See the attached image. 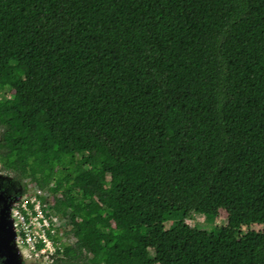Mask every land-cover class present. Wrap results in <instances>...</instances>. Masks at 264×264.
<instances>
[{
  "label": "trees",
  "instance_id": "obj_1",
  "mask_svg": "<svg viewBox=\"0 0 264 264\" xmlns=\"http://www.w3.org/2000/svg\"><path fill=\"white\" fill-rule=\"evenodd\" d=\"M0 164L57 264H264V0H0Z\"/></svg>",
  "mask_w": 264,
  "mask_h": 264
},
{
  "label": "built area",
  "instance_id": "obj_2",
  "mask_svg": "<svg viewBox=\"0 0 264 264\" xmlns=\"http://www.w3.org/2000/svg\"><path fill=\"white\" fill-rule=\"evenodd\" d=\"M48 197L47 193L35 189L12 206V216L17 220V244L34 256H55L58 250L62 251L61 244L66 243L63 238L66 222L48 212V204L41 199Z\"/></svg>",
  "mask_w": 264,
  "mask_h": 264
},
{
  "label": "flooded vegetation",
  "instance_id": "obj_3",
  "mask_svg": "<svg viewBox=\"0 0 264 264\" xmlns=\"http://www.w3.org/2000/svg\"><path fill=\"white\" fill-rule=\"evenodd\" d=\"M2 175V173H0ZM20 184L13 177L2 175L0 178V264H57L55 256H34L17 244V238L11 236L9 219H7L8 207L15 205L21 197L27 195L20 192ZM12 207V206H11ZM16 235L18 233L16 230ZM61 257V255H60Z\"/></svg>",
  "mask_w": 264,
  "mask_h": 264
},
{
  "label": "rangeland",
  "instance_id": "obj_4",
  "mask_svg": "<svg viewBox=\"0 0 264 264\" xmlns=\"http://www.w3.org/2000/svg\"><path fill=\"white\" fill-rule=\"evenodd\" d=\"M0 173H2V175L5 174V176H7V177H13L12 173L3 170L1 164H0ZM25 183H26L25 186H26L27 196H30L35 191V189H37V188L34 185L28 184L27 182H25ZM22 190H23V192L25 191L23 184H21V191L20 190L19 191L22 192ZM191 214L189 215V217L187 219H185V222L191 226H194L196 228L203 229V230H212V229L216 228L217 226L225 225V222H226V215L223 211L219 212L218 216L216 218H214V219H216L214 221L207 220V218L202 216V215H198L195 213L192 215ZM244 223L245 222L237 221L236 226L244 229V227H245ZM170 224H171L170 222L165 223L164 226L167 228L170 226ZM254 227H256V226H254ZM63 230H64L63 238H65L64 241L67 244H72L74 241V238L72 239V236L69 235V225L66 223H63Z\"/></svg>",
  "mask_w": 264,
  "mask_h": 264
},
{
  "label": "water",
  "instance_id": "obj_5",
  "mask_svg": "<svg viewBox=\"0 0 264 264\" xmlns=\"http://www.w3.org/2000/svg\"><path fill=\"white\" fill-rule=\"evenodd\" d=\"M0 178H2V175H0ZM20 191H21V184H20ZM23 191V190H22ZM24 197H21L20 199H17V200H22ZM13 206V203H11L8 207V213H7V219H9V223H10V229H11V236L13 235V238H17V235H16V218L14 216H12V207Z\"/></svg>",
  "mask_w": 264,
  "mask_h": 264
}]
</instances>
